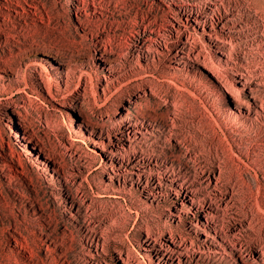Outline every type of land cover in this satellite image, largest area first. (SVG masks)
Masks as SVG:
<instances>
[{"label": "rangeland", "instance_id": "obj_1", "mask_svg": "<svg viewBox=\"0 0 264 264\" xmlns=\"http://www.w3.org/2000/svg\"><path fill=\"white\" fill-rule=\"evenodd\" d=\"M172 1L0 0V264H264L263 18Z\"/></svg>", "mask_w": 264, "mask_h": 264}, {"label": "bare ground", "instance_id": "obj_2", "mask_svg": "<svg viewBox=\"0 0 264 264\" xmlns=\"http://www.w3.org/2000/svg\"><path fill=\"white\" fill-rule=\"evenodd\" d=\"M209 3H212V5H203L202 2L200 0H183V2L181 4H179V2L176 1H172L171 3L167 4V7L162 8L163 10V18L165 20V25H173L175 26V22H173L174 20H182L181 19V13L184 12V14L186 13V15H194V18L192 19V21H194V23H192L193 26H197L200 25L204 22H206L207 20H209V18L215 19L216 17H219L223 19L222 22L226 23V20H231L234 21L235 23L237 22V18L238 15L237 13L233 10V8H231V6L229 4H227L224 0H207ZM256 11L258 12L259 15H261V17L263 18L264 21V0H250ZM221 4L224 6V9L229 12V16L224 17L221 16L223 14V10L221 8ZM102 14H104V12H101ZM243 22V21H242ZM234 23V24H235ZM264 25V23H263ZM165 31L163 32H159V36L155 37V38H151L149 37L150 41L147 45V50H149V52H152L154 49L153 47L150 45V43L153 42L154 39H158V38H162L163 40L167 41L169 36L172 35L171 30H169L168 27L164 26ZM148 38V37H146ZM153 39V40H152ZM159 39L156 41L158 42ZM219 52L222 53H226V52H231L230 48L228 46H226L225 44H220L218 45ZM145 50V49H143ZM205 61V60H204ZM263 66V65H262ZM264 70V68H262ZM220 71V70H219ZM217 71V73L219 74V76L223 73ZM227 72V71H226ZM239 74L238 75H242L244 72L243 71H238ZM264 73V72H263ZM223 79H225L228 82V75L222 76ZM29 135V134H28ZM24 138L28 141L31 142L33 140V136L29 135V136H25Z\"/></svg>", "mask_w": 264, "mask_h": 264}]
</instances>
